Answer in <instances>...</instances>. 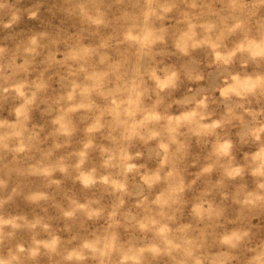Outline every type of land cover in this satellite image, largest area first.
<instances>
[{"label": "clouds", "instance_id": "1", "mask_svg": "<svg viewBox=\"0 0 264 264\" xmlns=\"http://www.w3.org/2000/svg\"><path fill=\"white\" fill-rule=\"evenodd\" d=\"M0 264H264V0H0Z\"/></svg>", "mask_w": 264, "mask_h": 264}]
</instances>
